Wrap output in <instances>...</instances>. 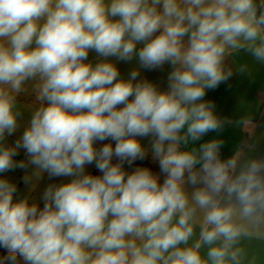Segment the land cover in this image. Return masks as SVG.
I'll return each mask as SVG.
<instances>
[{
	"label": "clouds",
	"instance_id": "9594fccd",
	"mask_svg": "<svg viewBox=\"0 0 264 264\" xmlns=\"http://www.w3.org/2000/svg\"><path fill=\"white\" fill-rule=\"evenodd\" d=\"M240 54V73L264 66V0H0V173L31 166L33 188L70 178L45 188L43 208L0 178V264H264V159L195 146L232 123L204 97ZM133 60L125 79L117 63ZM166 64V89L138 79ZM29 82L36 103L22 105ZM252 116L235 123L251 132ZM138 137L162 182L125 170L148 154Z\"/></svg>",
	"mask_w": 264,
	"mask_h": 264
},
{
	"label": "crops",
	"instance_id": "0c3cea01",
	"mask_svg": "<svg viewBox=\"0 0 264 264\" xmlns=\"http://www.w3.org/2000/svg\"><path fill=\"white\" fill-rule=\"evenodd\" d=\"M243 59H246L243 54L237 57H229L226 60V65L232 67V76L216 89L208 90L204 97L206 101L214 103L215 112L221 119H229L232 123L225 124L222 131L207 133L195 142V146L198 147L200 144L212 139H221L223 141V146L220 149L222 159L230 158L241 145L245 146V151H247V146H252V157L264 159V66H255L251 74H242L238 71V64ZM170 70V66L166 64L162 69L146 70V72L149 80L157 83L164 90L167 88V75ZM152 75H155L154 78H152ZM242 100L244 101V107L241 106ZM246 110L251 111L253 114L254 128L251 132L239 128L235 123ZM146 158L149 169L160 175L162 182L164 177L160 173L158 161L152 157L151 149H148ZM116 162L117 160L114 157L113 163ZM127 167L136 168L128 164ZM132 170L134 169H127L128 172ZM6 255V249H1L0 257Z\"/></svg>",
	"mask_w": 264,
	"mask_h": 264
},
{
	"label": "rangeland",
	"instance_id": "374dc122",
	"mask_svg": "<svg viewBox=\"0 0 264 264\" xmlns=\"http://www.w3.org/2000/svg\"><path fill=\"white\" fill-rule=\"evenodd\" d=\"M97 59L96 54L94 52H90L89 56H88V60L89 61H95ZM137 61L133 60L130 63H125V62H118L117 63V67L119 68L120 74L123 78H127L129 76L130 71L137 67ZM154 78L155 75H152ZM148 79V74L146 72V69H140V77H138V79ZM159 86V85H158ZM27 87V91L26 92H21L18 96H17V101L18 103L22 104V105H32L34 103H36L35 100V94L32 92V83L29 82ZM160 87V86H159ZM30 119V111L29 110H25L20 119H19V128L17 129V131L11 135V136H7L6 137V143L8 145H13L15 143V141L22 136L28 121ZM140 143L146 148V149H151V138L150 137H146V138H139ZM113 141L111 140H105L102 142H97V147H102L103 144L106 143H112ZM113 147H115V142L112 143ZM14 159L16 161H21V160H27L28 157L25 153V151L23 149H21L18 153L17 156L14 157ZM145 162H147L148 165V160L147 158H145ZM137 167V166H134ZM125 170L127 171V169H135V168H128L127 167V163H125L124 165ZM146 168H149V165L146 166ZM86 171L92 175H100V172L97 170V168L95 167V165H88L86 168ZM32 172V167L29 166L26 169H20V168H16L15 170H11L5 173H0V178H5L7 179L10 183H13L16 185L17 187V192L14 194V199H22L25 197L29 198V202L30 203H37L38 206L40 208H43L44 206V201L41 199L42 194L45 190V188L52 183L55 184H59V183H63L66 182L68 179L70 178H63V177H59V178H49L47 173H45L43 175V178L39 181V183L36 184V186L33 188L31 184H25L23 177ZM1 249H3L2 247H0V251ZM6 254H7V250H6ZM22 264V263H21Z\"/></svg>",
	"mask_w": 264,
	"mask_h": 264
},
{
	"label": "water",
	"instance_id": "95a60500",
	"mask_svg": "<svg viewBox=\"0 0 264 264\" xmlns=\"http://www.w3.org/2000/svg\"><path fill=\"white\" fill-rule=\"evenodd\" d=\"M147 165V162H145V159L143 160H136L131 166H145Z\"/></svg>",
	"mask_w": 264,
	"mask_h": 264
}]
</instances>
